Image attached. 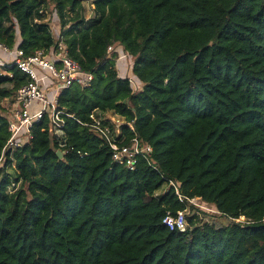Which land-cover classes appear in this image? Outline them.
<instances>
[{"label":"trees","instance_id":"obj_1","mask_svg":"<svg viewBox=\"0 0 264 264\" xmlns=\"http://www.w3.org/2000/svg\"><path fill=\"white\" fill-rule=\"evenodd\" d=\"M83 2L0 0V42L31 55L62 39L94 73L90 87L59 94L58 108L74 115L61 133L46 114L5 154L0 264H264V0H93L89 18ZM118 45L133 58L132 78L119 75L120 51L108 53ZM28 81L0 67V158L12 111L1 101L15 102ZM95 110L133 122L160 171L112 163L104 140L76 120ZM165 178L228 223L194 213L186 231L171 230L167 211L185 204L172 189L155 196Z\"/></svg>","mask_w":264,"mask_h":264},{"label":"built area","instance_id":"obj_2","mask_svg":"<svg viewBox=\"0 0 264 264\" xmlns=\"http://www.w3.org/2000/svg\"><path fill=\"white\" fill-rule=\"evenodd\" d=\"M120 49H123L121 45L110 46L108 53L111 54L114 50L120 51ZM123 53L129 59H126L128 69L131 68L132 70L133 58L125 53L124 49ZM4 54L7 57L4 58ZM14 65L29 75V81L18 89L17 99L12 106L9 119L11 134L3 148L0 165L5 162V154L8 151L21 147L30 138L32 126L40 122L46 114L51 120L50 130L61 133L66 123L64 115L68 117H74V115L58 108L59 94L73 84L88 88L94 80V73L85 71L81 64L69 55L67 45L62 39H59L52 48L38 49L31 55H26L20 47H10L0 42V67L5 68ZM39 68L47 71L50 77L54 79V87L59 92L58 95L54 93L50 95L49 91L42 88L38 73ZM2 74L6 75L7 73ZM128 77L132 78L131 75ZM36 100L40 101L41 105L38 109L33 110V104ZM116 117L119 119H116ZM76 120L82 126L90 127L104 140L111 150L112 163L135 171L139 161L146 160L154 169L160 171L152 159L153 146L137 135L133 122H126L124 117L113 111L99 110L93 111L87 121L78 118ZM123 124H127L135 132V135L129 140L124 134ZM165 182L163 185L165 186L164 190L160 192L162 187L156 192L155 196L158 197L166 190L172 189L179 201L185 204V208L176 212L168 210L163 223L171 230L184 232L189 227L188 215L190 210H194L195 214L201 215L200 211L210 210V205L197 196L186 195L182 191L180 182L169 178H165ZM12 186L15 187V183H12ZM234 220L241 223L251 222L245 216L234 218Z\"/></svg>","mask_w":264,"mask_h":264},{"label":"rangeland","instance_id":"obj_3","mask_svg":"<svg viewBox=\"0 0 264 264\" xmlns=\"http://www.w3.org/2000/svg\"><path fill=\"white\" fill-rule=\"evenodd\" d=\"M92 1L93 0H84V2H83L84 7H85V16L88 18L91 15H93L94 4L92 3ZM44 9L45 10H43V12L46 15V21H48L50 23L55 37L56 38L60 37V32H61L60 21H59L58 17L56 16V13L53 12V6L50 3H46V6L44 7ZM3 57L5 58V57H7V55L4 54ZM125 58L128 59L127 56H125V54L123 53V49H120V52L118 53L117 64H116V67L118 70H119V67H123L125 65ZM41 82H43L42 79H41ZM49 94H52V93H49ZM11 100L12 99H5L1 103L6 108L8 113H10V110H11L12 104H13L11 102ZM38 103H35V105L38 106L39 105ZM116 119H119V118L116 117ZM164 188H165V186H163V188L161 189L160 192H162L164 190ZM10 190L14 191V186L11 185ZM209 209L210 210H201L200 211L201 215H199V216L204 221H209V222L215 223L217 225H222V224L228 223L229 220L226 217L222 216L221 213L217 209H215L212 206H210ZM194 213H196L194 210H190L188 216H192Z\"/></svg>","mask_w":264,"mask_h":264},{"label":"crops","instance_id":"obj_4","mask_svg":"<svg viewBox=\"0 0 264 264\" xmlns=\"http://www.w3.org/2000/svg\"><path fill=\"white\" fill-rule=\"evenodd\" d=\"M129 64H130V61H129ZM127 65H128V61L125 58V65L123 67H119V70H118V72H119V74H120L121 77H126V76L131 75V68L128 69ZM38 73H39V76H40V84L42 85V88L45 91H49L50 93H54V94L58 95L59 92H57V90L54 87L55 81H54V79L52 77H50V75L47 73V71L39 68ZM41 79H42L43 82H41ZM3 100H5V99H3ZM11 102L13 104L15 103L12 100H11ZM35 103H38L39 105L36 106ZM40 105H41L40 101L36 100L34 102V104H33V110L38 109L40 107Z\"/></svg>","mask_w":264,"mask_h":264},{"label":"water","instance_id":"obj_5","mask_svg":"<svg viewBox=\"0 0 264 264\" xmlns=\"http://www.w3.org/2000/svg\"><path fill=\"white\" fill-rule=\"evenodd\" d=\"M57 154L60 156V158H64V153L61 150H57Z\"/></svg>","mask_w":264,"mask_h":264}]
</instances>
